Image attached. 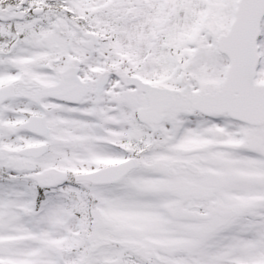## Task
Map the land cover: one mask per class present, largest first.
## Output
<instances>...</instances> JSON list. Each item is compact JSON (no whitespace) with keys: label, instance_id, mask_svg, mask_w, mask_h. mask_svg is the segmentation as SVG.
Returning a JSON list of instances; mask_svg holds the SVG:
<instances>
[{"label":"snow or ice","instance_id":"snow-or-ice-1","mask_svg":"<svg viewBox=\"0 0 264 264\" xmlns=\"http://www.w3.org/2000/svg\"><path fill=\"white\" fill-rule=\"evenodd\" d=\"M0 264H264V0H0Z\"/></svg>","mask_w":264,"mask_h":264}]
</instances>
